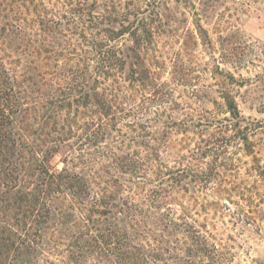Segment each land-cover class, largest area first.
<instances>
[{"label":"trees","instance_id":"1","mask_svg":"<svg viewBox=\"0 0 264 264\" xmlns=\"http://www.w3.org/2000/svg\"><path fill=\"white\" fill-rule=\"evenodd\" d=\"M108 1L0 0V264L36 261L55 223L63 264H228L208 197L229 192L216 169L235 97L217 119L162 79L153 46L185 11L153 0L131 19Z\"/></svg>","mask_w":264,"mask_h":264},{"label":"rangeland","instance_id":"2","mask_svg":"<svg viewBox=\"0 0 264 264\" xmlns=\"http://www.w3.org/2000/svg\"><path fill=\"white\" fill-rule=\"evenodd\" d=\"M112 1L117 14L130 11L131 19L138 6L143 12L153 7L149 6L153 0ZM190 1H167L185 15H175L176 21H170L173 29L167 25L153 48L162 55V79L175 88L180 102L208 108L217 119H224L230 113L223 104V89L235 97L242 119L240 131L227 130L216 169L217 183L229 192L208 197L220 203L218 210L211 211L215 226L210 225V230L217 235L228 264H264V0ZM204 3L210 7L208 12L202 10ZM121 23L105 21L101 27L118 30ZM71 152L62 146L51 159L52 169H61L74 155ZM54 226L46 235L49 245L30 264H63L64 256L57 252V223ZM76 261L69 258L66 264H113L91 255Z\"/></svg>","mask_w":264,"mask_h":264}]
</instances>
